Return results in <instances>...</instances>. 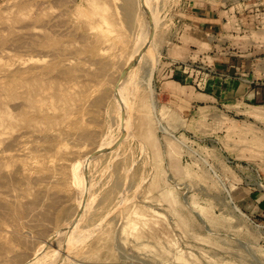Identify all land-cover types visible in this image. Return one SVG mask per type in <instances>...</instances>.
<instances>
[{
  "label": "rangeland",
  "instance_id": "rangeland-1",
  "mask_svg": "<svg viewBox=\"0 0 264 264\" xmlns=\"http://www.w3.org/2000/svg\"><path fill=\"white\" fill-rule=\"evenodd\" d=\"M0 264H264V0H0Z\"/></svg>",
  "mask_w": 264,
  "mask_h": 264
},
{
  "label": "crops",
  "instance_id": "crops-1",
  "mask_svg": "<svg viewBox=\"0 0 264 264\" xmlns=\"http://www.w3.org/2000/svg\"><path fill=\"white\" fill-rule=\"evenodd\" d=\"M210 16H212V13L209 14ZM208 14H206L205 16H209ZM239 61V60H238ZM236 61L235 64H224V65H217L219 67V73L218 75H220V77H227V78H231V72L232 73H236L237 72V67L236 64H239V62ZM215 78H219V77H215ZM237 89L239 90L237 94L242 95V96H246L249 94V89H250V83L245 80L243 77H239L237 78ZM212 82V77L209 79ZM217 82V79H215ZM174 83V81L172 79H167L164 81V85L165 86H170ZM215 85H217V83H214ZM173 86V85H172ZM176 86V85H175ZM209 89L207 90V92H199L200 96H207L208 98H212L214 95H216V92L211 90V84H209ZM194 96H196L197 94L193 93Z\"/></svg>",
  "mask_w": 264,
  "mask_h": 264
},
{
  "label": "bare ground",
  "instance_id": "bare-ground-1",
  "mask_svg": "<svg viewBox=\"0 0 264 264\" xmlns=\"http://www.w3.org/2000/svg\"><path fill=\"white\" fill-rule=\"evenodd\" d=\"M126 1H127V0H126ZM128 1H130V0H128ZM127 4L129 5V3H128V2H127ZM132 4H133V3H131V5H130L131 7L133 6ZM126 7H128V6H126ZM131 7H130V8H131ZM133 7H134V6H133ZM130 8H128V9H130ZM144 8H145V7H144ZM126 9H127V8H126ZM131 10H132V12H131V13H130V11H129V10H125V12H126L125 14H126V15H128V14L130 15V18H129V17H127V18H129V19H130V20H128L129 22H130V21H133V20H132V19H133V18H132L133 9H131ZM127 11H128L129 13H127ZM144 12H145V11H144ZM133 14H134V13H133ZM133 17H134V15H133ZM131 63H132V61H131ZM117 91H118V90H117ZM75 220H76V219H75ZM71 222H72V221H71ZM74 223H75V222H74ZM64 232H65V231H64ZM37 252H38V251H37ZM36 254H37V253H36ZM28 261H29V260H28Z\"/></svg>",
  "mask_w": 264,
  "mask_h": 264
}]
</instances>
